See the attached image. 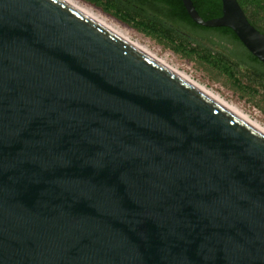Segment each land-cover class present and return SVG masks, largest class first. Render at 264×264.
Instances as JSON below:
<instances>
[{"label":"water","instance_id":"water-1","mask_svg":"<svg viewBox=\"0 0 264 264\" xmlns=\"http://www.w3.org/2000/svg\"><path fill=\"white\" fill-rule=\"evenodd\" d=\"M182 1L264 63L237 0ZM0 264H264V129L61 0H0Z\"/></svg>","mask_w":264,"mask_h":264},{"label":"trees","instance_id":"trees-1","mask_svg":"<svg viewBox=\"0 0 264 264\" xmlns=\"http://www.w3.org/2000/svg\"><path fill=\"white\" fill-rule=\"evenodd\" d=\"M84 1L102 9L141 34L172 48L176 53L200 60L202 64L224 74L237 88L255 92L251 86L242 84L238 77L240 67H245L253 80L264 87V63L247 50L235 32L227 27L209 28L198 25L188 15L182 0H83L82 2ZM192 1L205 21L223 15L221 0ZM237 1L249 22L264 34V0ZM215 41L232 47L231 49L217 47Z\"/></svg>","mask_w":264,"mask_h":264},{"label":"rangeland","instance_id":"rangeland-1","mask_svg":"<svg viewBox=\"0 0 264 264\" xmlns=\"http://www.w3.org/2000/svg\"><path fill=\"white\" fill-rule=\"evenodd\" d=\"M78 1L91 7L102 16L125 29L133 41H137L145 46L151 53L155 54L160 59L165 60L171 67L189 76L200 85L207 87L210 91L219 95L223 100L238 108L252 121H255L264 127V87L253 80L251 74H249V71L246 70L245 67L239 68L238 77H240L243 85L247 87L251 86V88L255 89V92L242 90L239 87L237 88L224 74L202 64L200 60L176 53L172 48L160 44L156 40L141 34L136 29L105 13L102 9L97 8L86 1H84L85 3L82 2L83 0ZM215 42L217 47L220 46L221 48L224 47L226 49H231L232 47L231 45H227L220 41Z\"/></svg>","mask_w":264,"mask_h":264},{"label":"bare ground","instance_id":"bare-ground-1","mask_svg":"<svg viewBox=\"0 0 264 264\" xmlns=\"http://www.w3.org/2000/svg\"><path fill=\"white\" fill-rule=\"evenodd\" d=\"M61 1L65 2L66 4H68L70 6H72L73 8H75L78 11L82 12L83 14L87 15L88 17L92 18L96 22L100 23L104 27H106L109 30L113 31L117 35L121 36L122 38H124L125 40L129 41L133 45L137 46L141 50L145 51L149 55L153 56L157 60L161 61L162 63H164L165 65L169 66L173 70L177 71L178 73H180L181 75H183L184 77H186L187 79H189L190 81H192L193 83H195L196 85L200 86L201 88H203L204 90H206L207 92H209L210 94H212L213 96H215L216 98H218L219 100H221L222 102H224L225 104H227L228 106H230L231 108H233L234 110H236L237 112H239L240 114H242L243 116L247 117L238 108H236L235 106H233L230 103H228L225 100H223L219 95H216L215 93H213L212 91H210L207 87L200 85L198 82H196L195 80H193L189 76H187V75L181 73L180 71H178L177 69L171 67L165 60H162L159 57H157L155 54L151 53L145 46L141 45L137 41H133V39L129 36V34L127 33V31H125V29H123L122 27L118 26L116 23L110 21L106 17L102 16L100 13H98L97 11H95L94 9H92L91 7L82 4L78 0H61ZM247 118L250 119L249 117H247ZM253 122L256 123L255 121H253ZM256 124L259 125L261 128L264 129V127H262L260 124H258V123H256Z\"/></svg>","mask_w":264,"mask_h":264}]
</instances>
